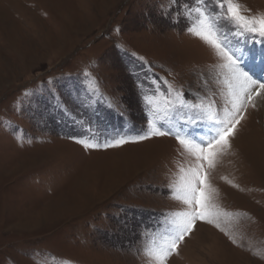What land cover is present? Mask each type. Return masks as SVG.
Masks as SVG:
<instances>
[{
    "label": "rangeland",
    "instance_id": "rangeland-1",
    "mask_svg": "<svg viewBox=\"0 0 264 264\" xmlns=\"http://www.w3.org/2000/svg\"><path fill=\"white\" fill-rule=\"evenodd\" d=\"M236 2L251 9L245 15L264 14V0ZM168 6L0 0V264H155L147 250L185 210L170 185L190 158L172 137L89 151L69 137L103 143L146 131L153 115L143 96L154 88L161 109L171 88L223 113L222 61L186 31L194 18L173 22L177 6L162 15ZM208 7L220 11L215 0ZM220 23L260 75L250 59L262 46ZM60 101L69 115L53 109ZM192 114L184 108L183 121ZM183 121L192 135L212 127ZM238 129L211 177L219 228L197 221L167 264H264V109L249 106Z\"/></svg>",
    "mask_w": 264,
    "mask_h": 264
},
{
    "label": "snow or ice",
    "instance_id": "snow-or-ice-1",
    "mask_svg": "<svg viewBox=\"0 0 264 264\" xmlns=\"http://www.w3.org/2000/svg\"><path fill=\"white\" fill-rule=\"evenodd\" d=\"M179 2L180 0H169V6L162 7V15L169 17L171 7L177 6L175 13L177 19L173 22H178L180 15H185L189 19L194 18L195 23L186 27V31L210 47L222 61L220 67L223 70L224 84L227 86L223 113L213 111L211 105L205 107L202 104L188 103L182 89L174 91L171 88L167 96L174 95V99H166L161 109L154 101V94L159 89L154 88L153 94L143 96L145 106L153 115V119L147 120L146 131L135 135L106 138L103 143L69 137L81 144L86 151L107 150L128 143L139 144L152 139L172 137L176 140L181 153L190 158L189 165L180 169L176 183L170 185V195L182 203L185 210L171 215L168 220L169 226L147 250L148 256L154 259L155 264H167L173 254H178L179 245L193 231L197 221L219 228L223 214L217 210L215 204L217 190L211 185L212 172L218 166L220 158L229 152L230 141L237 135L238 126L245 120L249 106L252 108L264 106V14L245 15L244 12L250 13L251 9H242L236 0H215L220 9L218 12L208 7V0H193L195 7L185 6L182 10L179 8ZM221 21L231 24L236 30L235 36L247 37L248 40L262 46L261 54L253 58L260 75H255L251 68L246 67L245 53L240 47L231 44L230 41L225 42ZM90 86L94 94L99 96L96 82L91 81ZM140 87H144L142 81ZM85 103L90 105L92 101L80 100L81 105ZM109 106L114 107L111 103ZM52 107L54 110H62L64 115H69L70 110L62 101L54 102ZM184 108L193 110L187 121H183ZM205 119L212 127L204 134L192 135L185 131L181 123L183 121L195 125ZM165 122L168 127H164ZM8 126L12 127L10 124Z\"/></svg>",
    "mask_w": 264,
    "mask_h": 264
},
{
    "label": "bare ground",
    "instance_id": "bare-ground-1",
    "mask_svg": "<svg viewBox=\"0 0 264 264\" xmlns=\"http://www.w3.org/2000/svg\"><path fill=\"white\" fill-rule=\"evenodd\" d=\"M257 66V65H256ZM257 72V69H256V71L254 72V73H256ZM261 108H263L264 109V106H260Z\"/></svg>",
    "mask_w": 264,
    "mask_h": 264
}]
</instances>
